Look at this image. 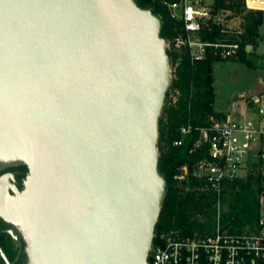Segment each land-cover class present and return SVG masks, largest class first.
Segmentation results:
<instances>
[{"label":"water","instance_id":"water-1","mask_svg":"<svg viewBox=\"0 0 264 264\" xmlns=\"http://www.w3.org/2000/svg\"><path fill=\"white\" fill-rule=\"evenodd\" d=\"M161 26L135 0H0V168L29 169L16 196L0 183V217L28 264H150L172 77Z\"/></svg>","mask_w":264,"mask_h":264},{"label":"trees","instance_id":"trees-1","mask_svg":"<svg viewBox=\"0 0 264 264\" xmlns=\"http://www.w3.org/2000/svg\"><path fill=\"white\" fill-rule=\"evenodd\" d=\"M143 8L150 9L160 17L161 35L173 39L185 32L183 20L172 15L169 4L178 0H135ZM213 12L228 10L242 19V31L230 34L219 21L212 20L210 27L201 32L209 41H238L241 44V59L252 54L259 46L260 27L264 23L262 9H248L246 0H213ZM252 44L251 51L247 45ZM174 66L170 89L164 101L159 119V171L165 177L167 185L155 232L179 230L182 233H210L215 229L218 207L223 229L231 233H253L259 229L261 216V197L264 195V180L259 170L264 161L253 163V167L241 177L225 183L219 197L214 191L204 188L199 180L189 174L186 179L176 177L185 163L196 161L202 151L190 152L198 136L193 131L182 145L174 141L181 137L183 125L206 126L211 117L223 118L225 113L216 112L214 64L221 58L213 48H208L203 59L193 60L187 46L180 49H167ZM171 91L176 99L169 98ZM220 198V200H219ZM4 250L12 259V253ZM1 264V263H0ZM2 264H5L4 261ZM16 264H23L22 261Z\"/></svg>","mask_w":264,"mask_h":264},{"label":"built area","instance_id":"built-area-1","mask_svg":"<svg viewBox=\"0 0 264 264\" xmlns=\"http://www.w3.org/2000/svg\"><path fill=\"white\" fill-rule=\"evenodd\" d=\"M169 8L174 17L183 20L185 27L186 35L176 36V44L187 46L193 60L203 59L208 48L223 58L240 54L238 41L213 42L202 38L203 29L210 27L212 20L217 21L212 3L178 0L170 3ZM246 103L258 109L259 121L244 115L236 118L231 110L221 119L212 117L206 126L194 127L190 123L181 126V137L174 144L182 145L189 134L197 131L190 152L203 154L198 160L182 165L176 175L178 179L192 174L204 188L220 197L227 181L244 176L253 163L264 161V93L251 95ZM240 105L239 102L234 110ZM259 170L264 180V167ZM148 261L150 264H264V215L261 213L257 232L231 233L223 229L218 207L216 226L210 233L155 232Z\"/></svg>","mask_w":264,"mask_h":264},{"label":"rangeland","instance_id":"rangeland-1","mask_svg":"<svg viewBox=\"0 0 264 264\" xmlns=\"http://www.w3.org/2000/svg\"><path fill=\"white\" fill-rule=\"evenodd\" d=\"M206 2L213 3V0H206ZM246 7L264 11V3L253 4L251 1L246 0ZM214 14L217 17V21L222 23L230 34H239L242 31V19L240 16H236L228 10H220ZM181 35L185 36L186 33H181ZM260 38L261 41L256 50L252 54L246 55V60L249 62H244L241 59L243 53L240 52L237 57H221L214 64L216 94L214 109L216 112L225 113L226 115L232 110L236 118L244 115L247 119L255 122L259 121L258 109L248 105L246 100L251 95L264 93V23L260 27ZM166 42L167 49L172 47L180 49L183 46L182 44L177 46L175 38L166 39ZM173 70L174 66L171 63V80L173 78ZM168 97L176 99V92L171 91ZM237 102H240L241 105L234 110L237 107ZM261 206V211L264 215V201H262Z\"/></svg>","mask_w":264,"mask_h":264},{"label":"flooded vegetation","instance_id":"flooded-vegetation-1","mask_svg":"<svg viewBox=\"0 0 264 264\" xmlns=\"http://www.w3.org/2000/svg\"><path fill=\"white\" fill-rule=\"evenodd\" d=\"M29 169L26 165H9L0 168V183L6 191L7 196H16V191H22L25 187V180L27 178ZM4 248L14 254L12 259L9 258ZM1 249L12 264L21 262L23 264L29 263V256L27 253V243L21 231L14 225L6 222L0 217V263L6 259L2 255Z\"/></svg>","mask_w":264,"mask_h":264},{"label":"bare ground","instance_id":"bare-ground-1","mask_svg":"<svg viewBox=\"0 0 264 264\" xmlns=\"http://www.w3.org/2000/svg\"><path fill=\"white\" fill-rule=\"evenodd\" d=\"M249 1H251L253 4L264 3V0H249Z\"/></svg>","mask_w":264,"mask_h":264},{"label":"crops","instance_id":"crops-1","mask_svg":"<svg viewBox=\"0 0 264 264\" xmlns=\"http://www.w3.org/2000/svg\"><path fill=\"white\" fill-rule=\"evenodd\" d=\"M239 104V102H237V105Z\"/></svg>","mask_w":264,"mask_h":264}]
</instances>
